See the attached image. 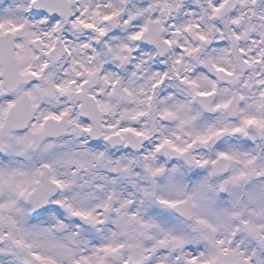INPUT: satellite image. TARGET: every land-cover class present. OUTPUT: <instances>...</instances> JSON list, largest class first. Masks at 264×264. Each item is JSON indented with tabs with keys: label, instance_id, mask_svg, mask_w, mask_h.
<instances>
[{
	"label": "snow or ice",
	"instance_id": "1",
	"mask_svg": "<svg viewBox=\"0 0 264 264\" xmlns=\"http://www.w3.org/2000/svg\"><path fill=\"white\" fill-rule=\"evenodd\" d=\"M0 264H264V0H0Z\"/></svg>",
	"mask_w": 264,
	"mask_h": 264
}]
</instances>
